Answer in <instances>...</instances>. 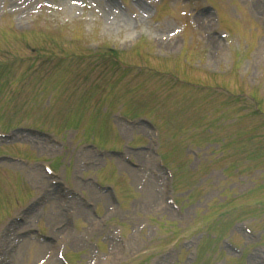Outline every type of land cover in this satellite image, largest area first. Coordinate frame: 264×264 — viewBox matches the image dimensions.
Returning <instances> with one entry per match:
<instances>
[{
    "label": "rangeland",
    "instance_id": "rangeland-1",
    "mask_svg": "<svg viewBox=\"0 0 264 264\" xmlns=\"http://www.w3.org/2000/svg\"><path fill=\"white\" fill-rule=\"evenodd\" d=\"M145 120L162 130L176 196ZM0 132L15 136L0 156L31 163L0 161L9 264H61L66 239L72 264H264V0H0Z\"/></svg>",
    "mask_w": 264,
    "mask_h": 264
},
{
    "label": "bare ground",
    "instance_id": "bare-ground-1",
    "mask_svg": "<svg viewBox=\"0 0 264 264\" xmlns=\"http://www.w3.org/2000/svg\"><path fill=\"white\" fill-rule=\"evenodd\" d=\"M144 10H145V11H151V9L146 8V7H144ZM105 12H106V14L108 15V17H109L111 20H113V21L115 22V24H117V25H121L122 20H120V19L118 18V16H116L112 4H108V6L105 8ZM212 34H213V33H210V32H209V34H206V36H207V37L210 36V37H208L209 40L213 43V45H215V46L217 47V49H219L221 45L219 44V41H218L217 39H213V40H212V38H214ZM171 44H172V42H168V43H167V45H171ZM221 47H222V46H221ZM201 160H202V159H201ZM120 166L124 168V165L120 164ZM125 169H126V168H125ZM127 170H128V172H130L132 175H135V174H134L135 172H134V170H133L132 168H128V167H127ZM43 200H44V199H43ZM45 200H46V202H49V201H51V200L54 201L53 203H55V202H59L58 199L46 198ZM45 200H44V201H45ZM81 214L87 215L88 213H87V212H84V210H81ZM61 215H62V214H59V217H61ZM87 216H88V215H87ZM87 216H86V217H87ZM62 230H64V228H62ZM257 239H258V237H257ZM22 243H24V242H22ZM110 246H111V248H112V247H114L115 245L111 243ZM46 247L51 248V246L48 245V244L45 245V244H43V243H40V246H39V249H38L37 254H40L41 251H42L43 249H45ZM34 253H35V252H34ZM242 255H243V254H242Z\"/></svg>",
    "mask_w": 264,
    "mask_h": 264
}]
</instances>
